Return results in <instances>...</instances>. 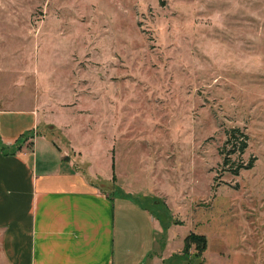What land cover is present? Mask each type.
Instances as JSON below:
<instances>
[{"label": "rangeland", "instance_id": "obj_1", "mask_svg": "<svg viewBox=\"0 0 264 264\" xmlns=\"http://www.w3.org/2000/svg\"><path fill=\"white\" fill-rule=\"evenodd\" d=\"M0 110L148 209L157 264H264V0H0Z\"/></svg>", "mask_w": 264, "mask_h": 264}, {"label": "crops", "instance_id": "obj_2", "mask_svg": "<svg viewBox=\"0 0 264 264\" xmlns=\"http://www.w3.org/2000/svg\"><path fill=\"white\" fill-rule=\"evenodd\" d=\"M12 115L30 119L28 131L41 123L30 111ZM38 139L46 141L42 167ZM46 139L27 134L17 144L0 133V236L8 264H157L152 213L124 191H100Z\"/></svg>", "mask_w": 264, "mask_h": 264}, {"label": "trees", "instance_id": "obj_3", "mask_svg": "<svg viewBox=\"0 0 264 264\" xmlns=\"http://www.w3.org/2000/svg\"><path fill=\"white\" fill-rule=\"evenodd\" d=\"M38 135V134H37ZM247 141L248 138L246 136V134H244L240 129L238 128H232L229 129L226 132V141H225V145H230L231 147H233V149L229 150L228 155L237 153L239 155H242L244 153V151L247 149ZM225 149V146H224ZM222 155H226V153L224 152V150L222 149ZM230 162L229 160V156H224L223 157V165H228V163ZM112 169H113V164L111 165ZM252 167V161H250L248 164L244 165V164H239L234 170H232V174L233 175H237L238 171L240 169H250ZM121 197H124V193H120L119 194ZM196 243H200L202 245V249L201 251H203L206 247V239L204 236L202 235H196V234H188V236L185 238L184 240V248L183 251L187 252L189 245L191 244H196Z\"/></svg>", "mask_w": 264, "mask_h": 264}]
</instances>
